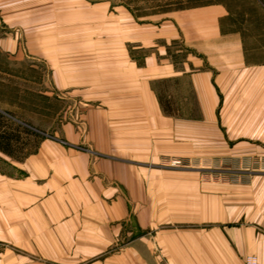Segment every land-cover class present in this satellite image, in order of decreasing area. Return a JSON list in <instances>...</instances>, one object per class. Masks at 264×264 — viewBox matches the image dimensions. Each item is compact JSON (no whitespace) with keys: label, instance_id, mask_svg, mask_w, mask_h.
I'll return each mask as SVG.
<instances>
[{"label":"crops","instance_id":"obj_1","mask_svg":"<svg viewBox=\"0 0 264 264\" xmlns=\"http://www.w3.org/2000/svg\"><path fill=\"white\" fill-rule=\"evenodd\" d=\"M38 1L42 17L55 7L56 22L101 5L106 67L96 44L75 34L42 52L52 76L44 94L77 98L86 141L68 122L65 142L50 136L19 161L0 152V264H33V253L53 264H246L250 255L264 264V38L256 48L247 29H234L264 26V1L247 0L238 14L235 1L214 0L157 22H141L122 0ZM19 2L0 0V58L10 65L18 40L1 29ZM182 37L198 54L176 62L167 49ZM159 79L188 81L198 125L223 140L208 156L226 157V179L153 163L184 158L168 146L185 121L167 112L152 86Z\"/></svg>","mask_w":264,"mask_h":264},{"label":"rangeland","instance_id":"obj_2","mask_svg":"<svg viewBox=\"0 0 264 264\" xmlns=\"http://www.w3.org/2000/svg\"><path fill=\"white\" fill-rule=\"evenodd\" d=\"M17 1H22L19 2L22 9L16 8L14 10L10 9L5 11L6 13L16 12V15L13 19H7L9 25H4V28L1 29L2 34H9L18 40L20 55L19 60L12 62L11 65L7 63L10 61L0 58V104L4 105L7 109L1 111L11 112L15 115V120H19L35 128V130L42 135V137L39 138L41 142L48 137L50 138V136L54 137V139H58V142L67 141L63 135V124L71 122L77 125L78 134L83 138L80 143H84L86 141L85 127L81 119L83 108L80 106L79 101L75 100L77 98L74 100L71 99L68 103H64L60 97V92L54 93L53 91L52 96L44 94L46 83L50 85L49 81H51L52 76L51 71L46 67L42 52L45 49H54L57 47L59 42V39H57L58 34L64 36L66 41H72V35L75 34L76 38L74 39H76L79 44L81 42L83 46H87L91 43L96 44L100 66H105L106 52L102 51V49L100 50L102 45L107 41L104 33L105 20L100 16L103 9L101 5L92 6L93 9H91V6H78L79 21L56 22L55 7H50L49 9L52 12L43 13L44 16L42 17L38 9V0ZM213 1L214 0H122L127 8L130 9L141 22L161 21L169 17L175 11L198 7ZM229 1H235L232 6L234 5L238 8V14L241 11L240 8L247 5V0H243L244 2L241 4L237 3V0ZM244 11H246V9H243L241 14ZM87 12H89L88 14L93 20H83L87 16ZM247 12L252 16H256L257 11L248 9ZM64 15H66V13ZM239 28L247 29L250 39L258 40V42L252 41V44H254L256 48L262 47V38H264L263 25L252 20L248 25L234 29ZM72 31H74V33ZM183 39L182 37L174 40L167 49L169 56L176 62L185 60L190 54H198V49L195 50V48L185 46ZM145 52L148 53V49L144 51L140 50L139 52L136 50L134 54H138L139 57L142 58ZM152 86L160 93L161 100L167 112L176 114L178 117L182 118L181 120L185 121V127L183 128L184 136L178 135L179 141L175 142L174 145L170 144L168 146L172 153L178 152L181 156H184V158L180 160H161V162L154 161L153 163L166 167L176 168V166H181L188 169L191 167L195 170L200 169L201 176L204 180H212L213 178L226 179V175L229 173L227 171V165L229 163L226 157L218 155V157L210 158V156H208L213 150L214 152L216 149L218 152L223 151V140H214L215 134H212L214 130L209 129L211 126H207L206 124L198 125L196 118L201 117L202 111H200L198 108L199 106H197L195 95L189 91L188 81L180 79H159V81L152 82ZM47 90L52 91L48 88ZM69 106L71 107L70 112L68 110ZM191 120L196 121L193 127L191 125ZM30 140L31 142H29V144L31 145L27 146L26 151H32L34 149L35 140L34 138ZM192 155L196 156L192 157ZM11 158L13 159V157ZM14 160L16 161L17 159L14 158ZM211 166H215V168L211 169ZM5 168H8L6 160L0 154V170H5ZM2 248L7 247L5 245H0V249ZM14 252L18 255L23 253V251L19 252L17 250H14ZM33 254L32 258L29 257L32 259L33 264H53L51 262L48 263L45 258L40 257L37 253ZM26 261H28V259ZM64 264L76 263L70 261Z\"/></svg>","mask_w":264,"mask_h":264},{"label":"trees","instance_id":"obj_3","mask_svg":"<svg viewBox=\"0 0 264 264\" xmlns=\"http://www.w3.org/2000/svg\"><path fill=\"white\" fill-rule=\"evenodd\" d=\"M264 1V0H263ZM42 135L35 128L15 120V115L8 111L0 110V152L17 160H22L31 155L40 145ZM35 140L34 149L26 151V148Z\"/></svg>","mask_w":264,"mask_h":264},{"label":"built area","instance_id":"obj_4","mask_svg":"<svg viewBox=\"0 0 264 264\" xmlns=\"http://www.w3.org/2000/svg\"><path fill=\"white\" fill-rule=\"evenodd\" d=\"M246 264H258L257 259L255 256H248L245 260Z\"/></svg>","mask_w":264,"mask_h":264}]
</instances>
